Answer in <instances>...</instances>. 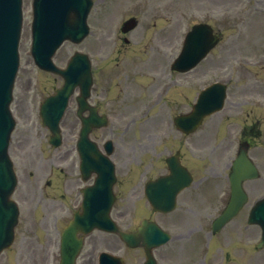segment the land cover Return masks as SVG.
Masks as SVG:
<instances>
[{"label": "rangeland", "instance_id": "rangeland-1", "mask_svg": "<svg viewBox=\"0 0 264 264\" xmlns=\"http://www.w3.org/2000/svg\"><path fill=\"white\" fill-rule=\"evenodd\" d=\"M96 1L90 18V23L94 27L91 39L88 43L81 45L66 43L59 52L58 61L60 63H63L72 52L87 48V44L95 46V48L103 47L102 51H106V54H110L114 58L121 52L116 54L123 46L120 40L111 39V36L113 37L111 32L119 30L117 28L125 17L135 15L139 18L140 26L132 33V41H138L144 33H146L145 36L148 35L149 41L153 34L158 38L159 36L163 37L160 31H168L173 33V42H179L185 31L192 25L209 22L219 29L224 37L212 59L207 63V67H210V62H214L216 71L211 68L213 75H222L233 71L239 77L244 78L243 75L246 77L247 73H250L248 75L256 82V85L252 86L251 84L250 90L245 92L236 91L233 101L239 105L243 103L244 96L252 95L261 97L264 106V68H251L248 70L250 72H243L235 65L237 62L260 60L264 56V17L254 13L253 3L248 4L249 0H113L109 6L103 4L102 0ZM24 14V29L20 45L21 68L15 88V98L18 99L16 110L20 115L24 114L25 108L27 110L29 106H34L40 101L52 89H49L51 86L59 85L61 82L57 76L41 73L35 68L30 56L32 0L24 1ZM105 16L110 22L105 21ZM124 69L123 64L117 68L118 71ZM237 111L240 112L237 113L238 118H234L236 122V126L233 127L234 129L232 128L234 136L237 126L243 125L245 120L246 123L253 124L257 118L264 117V111L246 106ZM213 133L210 134V138L213 140L202 149L204 154L208 155L210 149L212 153L214 142L219 143L227 137V131L223 133L219 127ZM196 157L202 158V155ZM186 159L201 172H204L205 167L210 163L208 159L206 162L191 157ZM33 182L31 180L29 183ZM251 188L259 192L263 187L261 184H257V186L251 185ZM207 189L208 187H205L202 191ZM39 198L40 194L37 192L36 200ZM193 203L195 207H201L196 201ZM194 220L195 218L188 214L184 217L183 222H193ZM25 222L32 223V226H54L50 208H46L45 211L39 209L37 213H30L27 210L21 218L20 226H25ZM22 231H25V227H22ZM45 249V246L42 249L39 245L25 242L24 235L21 233L13 248L2 254L0 264H47Z\"/></svg>", "mask_w": 264, "mask_h": 264}, {"label": "water", "instance_id": "water-1", "mask_svg": "<svg viewBox=\"0 0 264 264\" xmlns=\"http://www.w3.org/2000/svg\"><path fill=\"white\" fill-rule=\"evenodd\" d=\"M19 1L0 0V115L5 114V116L6 105L11 99L10 92L18 63ZM89 2L88 0L90 5ZM84 6L85 0H66L57 20H50L46 13H42V2L40 1L37 18V39L33 47L37 59L42 52L50 54L58 46L57 44L65 38L76 41L81 39L83 33L81 27L84 23L77 17L82 14ZM202 29L206 34L204 42L207 41V46L211 47L207 37L210 34V29L206 26H203ZM64 76L68 85L71 76L68 73ZM68 90L65 89L62 94H67Z\"/></svg>", "mask_w": 264, "mask_h": 264}]
</instances>
